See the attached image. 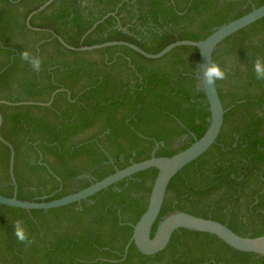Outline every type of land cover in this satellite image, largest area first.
I'll list each match as a JSON object with an SVG mask.
<instances>
[{"label":"trees","instance_id":"16d2710c","mask_svg":"<svg viewBox=\"0 0 264 264\" xmlns=\"http://www.w3.org/2000/svg\"><path fill=\"white\" fill-rule=\"evenodd\" d=\"M47 1L0 0V133L14 149L16 195L23 201L60 199L134 163L171 157L209 126L196 47L148 59L126 46L73 51L58 37L74 48L121 41L157 54L177 41L204 40L264 4L54 0L30 20L39 30L30 29L28 16ZM25 51L40 59L39 70L22 58ZM257 60L264 61V17L216 48L213 63L226 74L215 82L225 109L222 131L171 180L152 237L161 218L175 211L215 220L243 237L264 236V79L256 77ZM10 158L0 141L6 197L15 193ZM157 174L149 168L49 210L0 204V264H264L262 255L188 229L175 231L155 255L134 243L126 250ZM173 202L229 205H168ZM18 223L23 241L15 235Z\"/></svg>","mask_w":264,"mask_h":264},{"label":"water","instance_id":"95a60500","mask_svg":"<svg viewBox=\"0 0 264 264\" xmlns=\"http://www.w3.org/2000/svg\"><path fill=\"white\" fill-rule=\"evenodd\" d=\"M12 2H19L20 0ZM54 0L47 1L44 5L39 7L36 11L32 12L27 18V26L30 29H35L30 25L31 18L38 12L44 10ZM264 17V4L259 8L252 10L250 13L233 20L227 24H224L215 29L206 39L201 41L182 40L174 42L164 48L157 54H149L134 44L128 42H107L101 45L83 46L80 48H74L64 42V40L58 37L60 43L67 49L73 51H91L95 49L106 48L109 46H126L148 59H159L179 46H192L199 50V79L202 90L204 91L210 109L209 126L203 136L197 139L190 147L183 150L171 157H155L151 159L134 163L122 170H117L115 173L109 175L101 181L93 183L91 186L80 190L79 192L71 195L55 199L52 201H23L17 198V183L13 174V165L15 152L12 145L5 141L0 133V141L5 143L11 150L10 158V175L15 187V193L13 197H6L0 195V204L21 208L26 210H49L67 206L73 203H80L97 193L107 189L108 187L118 183L121 180L131 177L132 175L144 171L149 168H156L158 170L157 177L152 186L151 194L146 211L133 226V234L126 250L131 243H134L137 249L145 255H155L163 251L169 244L173 233L179 229H188L192 231H198L203 233H209L215 235L232 248L256 253L264 256V236L250 238L243 237L234 233L224 224L215 220L206 219L198 216H194L185 212L175 211L161 218L158 222L156 231L152 237V231L155 223L157 222L161 209L166 196L167 188L173 179V177L181 171L185 166L192 163L206 153L217 141L224 124L225 109L218 94L216 83L208 84L204 81L203 73L207 67L213 63V56L218 45L226 38L237 33L238 31L248 27L256 21ZM96 25L93 26V28ZM92 28V29H93ZM91 29V30H92ZM39 30V29H35ZM56 93V92H55ZM55 94H53L54 96ZM52 96V98H53ZM4 103V101H0ZM7 104H11L6 102ZM51 103V101H50ZM50 103L41 104L49 105ZM34 103H15L13 105H25ZM2 126V116L0 114V130Z\"/></svg>","mask_w":264,"mask_h":264},{"label":"clouds","instance_id":"9594fccd","mask_svg":"<svg viewBox=\"0 0 264 264\" xmlns=\"http://www.w3.org/2000/svg\"><path fill=\"white\" fill-rule=\"evenodd\" d=\"M22 58L31 64L33 70H39L41 61L38 57L32 56L25 51L22 53ZM254 71L258 79H264V61L257 60L254 65ZM225 75V72L217 64L209 65L203 73L204 81L208 84L223 80ZM15 235L21 241L26 239L24 229L19 223L16 226Z\"/></svg>","mask_w":264,"mask_h":264},{"label":"flooded vegetation","instance_id":"af4514ba","mask_svg":"<svg viewBox=\"0 0 264 264\" xmlns=\"http://www.w3.org/2000/svg\"><path fill=\"white\" fill-rule=\"evenodd\" d=\"M168 205H229V204H215V203H209V202H198V203H169Z\"/></svg>","mask_w":264,"mask_h":264}]
</instances>
